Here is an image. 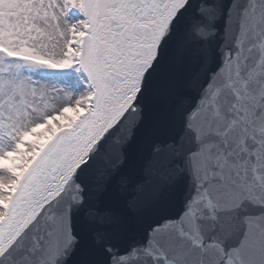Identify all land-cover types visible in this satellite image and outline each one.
<instances>
[{
  "label": "snow or ice",
  "instance_id": "6c2138e0",
  "mask_svg": "<svg viewBox=\"0 0 264 264\" xmlns=\"http://www.w3.org/2000/svg\"><path fill=\"white\" fill-rule=\"evenodd\" d=\"M10 155L0 264H264V0H0Z\"/></svg>",
  "mask_w": 264,
  "mask_h": 264
},
{
  "label": "rangeland",
  "instance_id": "374dc122",
  "mask_svg": "<svg viewBox=\"0 0 264 264\" xmlns=\"http://www.w3.org/2000/svg\"><path fill=\"white\" fill-rule=\"evenodd\" d=\"M38 77H43L52 82H63L64 84L74 83V78L60 75V74H51L47 70H40L36 73ZM15 162V163H13ZM0 167H8L10 171L13 172L15 176H17L20 171L24 168L22 158L14 157L12 155L9 156L7 160L0 158ZM14 183V182H13ZM1 193H0V206L3 204L4 199L6 198L2 193L7 189V186H1Z\"/></svg>",
  "mask_w": 264,
  "mask_h": 264
},
{
  "label": "bare ground",
  "instance_id": "6f19581e",
  "mask_svg": "<svg viewBox=\"0 0 264 264\" xmlns=\"http://www.w3.org/2000/svg\"><path fill=\"white\" fill-rule=\"evenodd\" d=\"M13 163H15V162H13ZM23 172H24V168L22 169V171H20V173L16 176V178H17V180H19L20 179V177L22 176V174H23ZM4 184H0V193H1V186H3ZM14 186H15V181H14V183H13V188H14ZM6 205H7V198H5L4 199V202H3V204L0 206V207H5L6 208ZM3 212H0V219H1V217L3 216Z\"/></svg>",
  "mask_w": 264,
  "mask_h": 264
},
{
  "label": "water",
  "instance_id": "95a60500",
  "mask_svg": "<svg viewBox=\"0 0 264 264\" xmlns=\"http://www.w3.org/2000/svg\"><path fill=\"white\" fill-rule=\"evenodd\" d=\"M23 174H24V172H23ZM22 174V175H23ZM6 207H7V205H6ZM4 220H5V216H4V214H3V216L1 217V219H0V224H2L3 222H4Z\"/></svg>",
  "mask_w": 264,
  "mask_h": 264
}]
</instances>
